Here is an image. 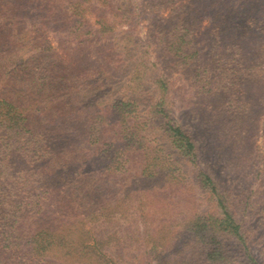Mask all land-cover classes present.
I'll return each mask as SVG.
<instances>
[{
	"label": "trees",
	"instance_id": "obj_1",
	"mask_svg": "<svg viewBox=\"0 0 264 264\" xmlns=\"http://www.w3.org/2000/svg\"><path fill=\"white\" fill-rule=\"evenodd\" d=\"M223 3L205 63L191 27L199 13L183 2L136 7L156 21L151 60L125 33H112L114 48L104 45L101 20L97 29L74 20L53 46L26 19L31 9L49 19L51 0H0V264H264L253 243L264 199L234 185L261 175L247 138L264 49L251 51L246 40L264 0ZM94 36L108 69L126 61L111 88H103L110 73L81 66ZM170 70L185 73L201 98L184 118L170 115ZM206 121L215 122L213 145L198 130ZM211 155L225 162L210 167ZM189 164L198 166L191 178ZM192 186L204 204L192 203L200 200ZM248 210L260 213L255 224L241 218Z\"/></svg>",
	"mask_w": 264,
	"mask_h": 264
},
{
	"label": "rangeland",
	"instance_id": "obj_2",
	"mask_svg": "<svg viewBox=\"0 0 264 264\" xmlns=\"http://www.w3.org/2000/svg\"><path fill=\"white\" fill-rule=\"evenodd\" d=\"M151 1L153 0H51L50 8H53L54 14H51L49 19H46V17L39 16L36 10L31 9L26 17L27 25L29 26V30H33L34 27L44 28L47 39L53 46H57L58 43L62 41L61 38L64 32L69 31V27L74 20L79 21L78 25L83 22L84 25L87 24L91 26V28L93 25L96 29L97 27H100L99 22H96L101 20L105 22V26H101L102 33H104L103 36H101V42H103L104 45L114 48L117 43L112 33L114 32L115 37H118L119 34L125 33L128 38H131V49H137V42H141L144 44V48L148 51L150 59L153 60L154 55L158 53L157 42L154 40V37L149 39L147 37L150 35L151 24L156 21H154L155 19L153 18L152 13L147 11L142 12L140 15L138 14V9L136 10V7L142 8L143 5ZM173 1L186 3L187 6L191 7L193 10L195 9L196 17L199 13L197 20L194 22V26L192 25L191 27L195 37V45L202 61L205 63L209 62L210 59L208 57H210L211 54L207 51L211 38V21L214 15L223 8V0ZM227 1L237 5L241 0ZM40 19L43 20L41 21ZM261 19L264 20V5L259 8L258 13H254V20L257 22L253 28L256 30L255 34H252L251 37H248L246 40V43L250 47L251 51L258 49L259 47L260 50L264 49V30H262L264 27L262 28L263 23ZM57 25H59V27L62 25V27L59 28ZM107 26H109L108 30L105 29ZM82 37L85 38L88 37V35H84ZM96 40L97 36H94L89 40V42H87L88 45L86 47H82V53H85L86 56L83 57L81 66L85 71L84 73H93L96 70L105 72V75L110 73V75L108 74V77L104 80L103 88H111L114 86L113 83L116 78H118L116 74L120 75V73H123V68L126 67V61L120 60L119 62H115L112 60L109 63L110 68L108 69L104 60L106 53L104 50L99 49L97 44H94ZM224 53L226 54L227 52ZM121 54L122 52H118L115 56L119 57ZM261 59H264V54H262ZM160 71L162 73V70ZM168 72L169 73L165 78L167 79L166 96L171 107L170 115L176 119L179 117L184 118V115H187L188 111L198 108L201 98L198 99L199 96L196 94V89L190 83L185 73L180 70H170ZM249 93L250 99L248 100L250 101L252 107L254 124L248 134L247 141L255 146L256 152L261 154V160L257 161L258 163L260 162L258 166L259 170L256 171V173H261V175L253 173L251 175L244 174V176L242 174L244 172L241 171L239 175L242 174V177L240 176V181L236 182L234 185L237 186L238 190H248V195L251 197L252 194L256 192L259 200L261 201V199H264V80H259L253 83L249 88ZM187 119H191V117H187ZM214 124V121H206L198 128L199 132L203 136L205 135L204 137L207 136L212 145L214 142V132L212 130L214 129ZM238 142L242 143L241 138L237 139V143ZM212 147L214 149V146ZM208 159L210 160L207 165L210 167H215V165H220L225 162V159H223V161L219 160V162H216L217 160L214 155H211V157L209 156ZM198 164L203 167L205 165L202 160H200ZM197 168V164H189L188 167H185L186 177L191 178V176L197 174ZM250 169L254 168L251 167ZM230 177L234 178L232 175ZM182 184V182H176V188L174 190L175 193L180 194L181 191L185 190V187ZM190 190L196 192L194 197L200 196V200L194 201L193 198L192 203L202 205L206 202L201 195H197V188L192 186L190 187ZM192 191L182 192L181 194H183V196H187L192 194ZM240 216L244 223L248 225L255 224L257 219L261 218L260 213H254L250 210L240 214ZM85 222L84 229L86 226L88 227V224ZM261 231L253 237V240L255 239L253 243L255 245L254 251L256 254L264 259V230ZM261 243L263 244L261 245Z\"/></svg>",
	"mask_w": 264,
	"mask_h": 264
}]
</instances>
